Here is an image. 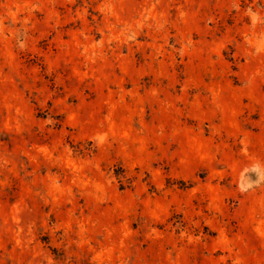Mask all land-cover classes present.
I'll return each instance as SVG.
<instances>
[{
    "label": "rangeland",
    "instance_id": "obj_1",
    "mask_svg": "<svg viewBox=\"0 0 264 264\" xmlns=\"http://www.w3.org/2000/svg\"><path fill=\"white\" fill-rule=\"evenodd\" d=\"M0 264H264V0H0Z\"/></svg>",
    "mask_w": 264,
    "mask_h": 264
}]
</instances>
